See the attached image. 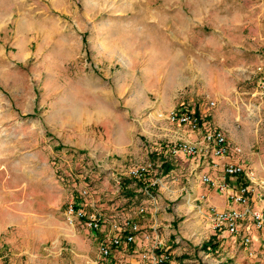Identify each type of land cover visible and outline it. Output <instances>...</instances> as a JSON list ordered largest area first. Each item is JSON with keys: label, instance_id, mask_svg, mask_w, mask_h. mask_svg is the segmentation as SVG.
Here are the masks:
<instances>
[{"label": "rangeland", "instance_id": "1", "mask_svg": "<svg viewBox=\"0 0 264 264\" xmlns=\"http://www.w3.org/2000/svg\"><path fill=\"white\" fill-rule=\"evenodd\" d=\"M160 1L0 0V264H147L152 226L165 239L155 253L170 264H264V242L246 249L212 236L207 195L224 173L172 152L193 133L168 120L157 89L170 65L152 45ZM190 1L211 11L192 31L218 51L226 43L211 58L224 90H235L199 100L178 91L174 109L205 117L201 130H221L242 149L232 156L264 200V0ZM71 205L97 215L101 230L71 224ZM127 223L140 230L136 242L103 257L105 234Z\"/></svg>", "mask_w": 264, "mask_h": 264}, {"label": "crops", "instance_id": "2", "mask_svg": "<svg viewBox=\"0 0 264 264\" xmlns=\"http://www.w3.org/2000/svg\"><path fill=\"white\" fill-rule=\"evenodd\" d=\"M198 4H200L199 1L161 0L160 5L155 6L156 8H161L160 18L161 27L163 28V30L161 31L160 42L158 43L156 40H154L152 42V45L156 49H162V52L169 56L168 63L170 64L168 65L169 70H167V72L163 75L162 80H160V84L157 85V89H160L162 92L160 98L162 99L163 103L166 104L164 111H166L167 113H170L174 110V100L178 94V91H183V93L185 92L186 95L189 90V92H191L190 96L199 100L204 96H213L214 98V95L218 94V96L221 95L222 97H225V95L231 94L235 90V86H227V88H225L224 90V86H222L224 83V78L216 73L218 72L217 65L211 58L217 55L223 56L224 54H226L225 51L228 49V47H226V43L221 42L219 47L220 51H218L217 48L219 45H217L215 39H211L210 41H204L203 43H201L200 38L198 39L197 34L192 31L193 25H198L197 23L205 20V17L207 18L211 14L210 10H207L206 13L199 10H192L196 7L201 8V6H199ZM201 4H203L202 7H205L207 9H210L212 7H226V3L216 1L210 2L205 0L202 1ZM204 14H207V16H205ZM225 15H228L226 17L229 18L228 13H225ZM227 18L224 19L225 23L231 25V19ZM183 22H185L184 26H182ZM170 23L173 25L176 24V28L174 29L173 27L169 26ZM223 36H225V34ZM237 50L240 51V53H238L240 55L241 53H244V50H246V48L240 47L237 48ZM177 60H181L183 62V66L181 69L178 68L177 71H174L175 62H177ZM220 70L226 71L224 68H220ZM173 72L176 73L174 74ZM164 81H167V83L165 84ZM215 85H217V88H215ZM214 92H216L217 94H215ZM206 130V127H203V130L200 131L190 130L193 134L184 135L185 140L187 139L184 142L197 144V140H199V136H201V142L203 144V136ZM175 145H177V143H175ZM232 152L233 154H236L234 150ZM198 158L202 162V166L200 167V169H203L202 172L208 171L207 173H209L210 169L213 168L217 169L216 171H222L224 173L223 177L220 179V182L217 185H227V188L225 190H219L217 186V188H214L215 190H211V192L207 195L210 208L215 209L219 212L232 209H242L240 205L230 200V195L238 192L242 187L250 185V188L253 192L251 196L252 207L255 210H261L264 212V200L262 199V195L256 192V180L254 181L253 179L252 181V179H249L250 175L246 169L244 174L237 177H230L225 174L224 171L227 164L239 163V161L234 156L231 155L224 158ZM155 225L158 224L156 223ZM211 228L212 236L217 235L218 233L216 232L214 225H211ZM158 233L159 232L157 227L152 226L148 238L158 239L161 244V248L163 249L165 239H161ZM219 238L230 239L231 236L229 235V233L223 232L219 235ZM254 240L258 243L264 242V234L262 232L254 231ZM147 241H149V239Z\"/></svg>", "mask_w": 264, "mask_h": 264}, {"label": "built area", "instance_id": "3", "mask_svg": "<svg viewBox=\"0 0 264 264\" xmlns=\"http://www.w3.org/2000/svg\"><path fill=\"white\" fill-rule=\"evenodd\" d=\"M264 90V83L262 84ZM210 106L215 107L214 102H210ZM163 118V115L159 116ZM168 120L173 124H179L180 126H186L191 131H200L201 126L205 120V117L198 115L196 112L190 111L184 105L180 108H176L168 115ZM204 126L206 124H203ZM203 126V127H204ZM203 144L194 143H180L173 147V153L184 154L190 157H207V158H224L232 155V151L236 154H241L242 149L230 147L229 140L226 134L221 130L210 131L206 130L203 136ZM147 169L141 168L132 171L135 177H142ZM225 174L230 177H237L245 173L243 165L239 163L227 164L225 166ZM249 177V176H248ZM251 179V177H249ZM203 181L205 183L211 182V179L204 175ZM212 186H216L212 183ZM219 190H225L226 184L217 185ZM264 188V182L261 183ZM252 189L250 185L242 187L238 192L230 195L232 202L240 205L242 209H232L227 211H216L212 209L213 217L212 221L217 233L223 232L229 233L234 239H240L243 246L248 249L254 242V234L251 231L262 232L264 234V212L261 210H255L251 205ZM74 219L84 222L92 231H100L102 228V221L97 215L87 217L85 213L78 208V206L71 205L69 209V221L73 224ZM113 233L105 234L104 240L100 245V253L105 258L113 257V250L122 246L123 242L132 244L136 242L138 233L140 232L137 225L127 223L125 229L119 227L117 224L112 230ZM161 248V244L158 239H154L151 249L144 256V260L147 264H170L169 258L165 254L157 255L155 252Z\"/></svg>", "mask_w": 264, "mask_h": 264}, {"label": "trees", "instance_id": "4", "mask_svg": "<svg viewBox=\"0 0 264 264\" xmlns=\"http://www.w3.org/2000/svg\"><path fill=\"white\" fill-rule=\"evenodd\" d=\"M208 247H215V245H212V244L210 246L208 244L205 245V248H208Z\"/></svg>", "mask_w": 264, "mask_h": 264}]
</instances>
